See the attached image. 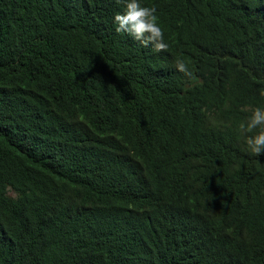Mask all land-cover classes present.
I'll return each mask as SVG.
<instances>
[{
  "label": "trees",
  "instance_id": "1",
  "mask_svg": "<svg viewBox=\"0 0 264 264\" xmlns=\"http://www.w3.org/2000/svg\"><path fill=\"white\" fill-rule=\"evenodd\" d=\"M140 3L0 0V264H264V0Z\"/></svg>",
  "mask_w": 264,
  "mask_h": 264
},
{
  "label": "clouds",
  "instance_id": "2",
  "mask_svg": "<svg viewBox=\"0 0 264 264\" xmlns=\"http://www.w3.org/2000/svg\"><path fill=\"white\" fill-rule=\"evenodd\" d=\"M116 2L119 4L122 0ZM123 3L125 11L114 16L116 32L128 33L144 47L151 45L156 52L167 51L168 44L164 40V30L156 15V8L143 6L140 0H123ZM176 68L186 76L191 75L183 60L176 62ZM261 95H264V91ZM239 129L246 134V144L253 154L258 156L264 153V108L253 109L250 118L242 122Z\"/></svg>",
  "mask_w": 264,
  "mask_h": 264
}]
</instances>
